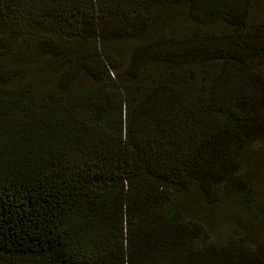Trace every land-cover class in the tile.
I'll list each match as a JSON object with an SVG mask.
<instances>
[{"label":"trees","instance_id":"trees-1","mask_svg":"<svg viewBox=\"0 0 264 264\" xmlns=\"http://www.w3.org/2000/svg\"><path fill=\"white\" fill-rule=\"evenodd\" d=\"M0 264H264V0H0Z\"/></svg>","mask_w":264,"mask_h":264},{"label":"rangeland","instance_id":"rangeland-1","mask_svg":"<svg viewBox=\"0 0 264 264\" xmlns=\"http://www.w3.org/2000/svg\"><path fill=\"white\" fill-rule=\"evenodd\" d=\"M219 224H216V225H214V228H213V232H212V234L211 235H213L214 237L215 236H222L223 235V233H225V232H228V230H226V227H220V226H218Z\"/></svg>","mask_w":264,"mask_h":264}]
</instances>
